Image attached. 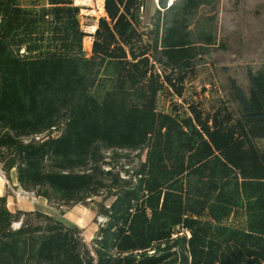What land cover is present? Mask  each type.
Listing matches in <instances>:
<instances>
[{
	"label": "trees",
	"instance_id": "obj_1",
	"mask_svg": "<svg viewBox=\"0 0 264 264\" xmlns=\"http://www.w3.org/2000/svg\"><path fill=\"white\" fill-rule=\"evenodd\" d=\"M218 4L158 0L140 27L142 0H103L87 34L73 0H0L1 170L50 204L101 196L104 218L89 246L0 196V264H264V62L229 79L235 110L158 106L215 46Z\"/></svg>",
	"mask_w": 264,
	"mask_h": 264
},
{
	"label": "rangeland",
	"instance_id": "obj_2",
	"mask_svg": "<svg viewBox=\"0 0 264 264\" xmlns=\"http://www.w3.org/2000/svg\"><path fill=\"white\" fill-rule=\"evenodd\" d=\"M142 2L140 27L150 22L158 7V0ZM73 3L81 7L79 17L82 29L87 34L93 33L97 19L104 15L103 0H73ZM213 30L216 34V44L209 48L207 54L197 59L195 69L186 81L183 98L174 95L170 98L162 94L158 101L160 109H166L172 101L194 102L203 109H211L212 106L219 104V101H224L231 110L236 109L235 103L230 99L229 79H235L243 89H247L248 70L254 71L264 62V0H219ZM83 46L90 54L89 35L84 38ZM258 144L264 148V140H259ZM118 152L121 157L112 160L116 169L122 166L133 169L138 161V152L128 150ZM106 154L112 153L109 151ZM141 158H144V154ZM101 200V196H95L86 205L65 206L52 203V206L55 208L57 219L65 224L72 225L75 217L82 220L83 228H79L81 237L91 246L93 231L104 221L103 216L97 215L96 203ZM110 203V199L105 202L106 205ZM80 208L86 210L79 213ZM17 224L18 222H15L13 226L16 228Z\"/></svg>",
	"mask_w": 264,
	"mask_h": 264
},
{
	"label": "crops",
	"instance_id": "obj_3",
	"mask_svg": "<svg viewBox=\"0 0 264 264\" xmlns=\"http://www.w3.org/2000/svg\"><path fill=\"white\" fill-rule=\"evenodd\" d=\"M91 44H92V37H91ZM19 188L20 186L16 178L15 170L10 171L8 179L5 177L4 172L0 170V196H6L7 207L10 211L12 212L16 210H21L26 212L40 211L57 218V216L55 215V208L52 206V204L48 203L46 199H44L43 197L38 196L36 201H30L24 198H17L15 195V191L18 190ZM83 210H86V208L83 209L80 208V210L78 211L79 213H82ZM77 218L75 217L73 219L72 225L77 226L79 228H83L81 227L83 226L82 220H80V218L78 219ZM94 231H96V229ZM94 231L93 233H95Z\"/></svg>",
	"mask_w": 264,
	"mask_h": 264
},
{
	"label": "built area",
	"instance_id": "obj_4",
	"mask_svg": "<svg viewBox=\"0 0 264 264\" xmlns=\"http://www.w3.org/2000/svg\"><path fill=\"white\" fill-rule=\"evenodd\" d=\"M172 0H170L171 2ZM15 195L17 198H24V199H28L30 201H36L37 200V196L36 194H34V192L32 191H26L24 189H22L21 187L16 190ZM20 223L18 222L16 227H19Z\"/></svg>",
	"mask_w": 264,
	"mask_h": 264
},
{
	"label": "water",
	"instance_id": "obj_5",
	"mask_svg": "<svg viewBox=\"0 0 264 264\" xmlns=\"http://www.w3.org/2000/svg\"><path fill=\"white\" fill-rule=\"evenodd\" d=\"M79 19H80V17H79Z\"/></svg>",
	"mask_w": 264,
	"mask_h": 264
}]
</instances>
